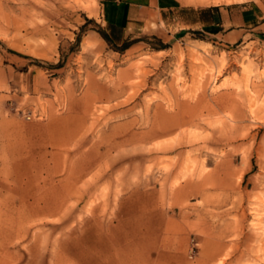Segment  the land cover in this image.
Returning a JSON list of instances; mask_svg holds the SVG:
<instances>
[{
  "label": "rangeland",
  "instance_id": "obj_1",
  "mask_svg": "<svg viewBox=\"0 0 264 264\" xmlns=\"http://www.w3.org/2000/svg\"><path fill=\"white\" fill-rule=\"evenodd\" d=\"M103 5L0 0V264H264V18Z\"/></svg>",
  "mask_w": 264,
  "mask_h": 264
},
{
  "label": "crops",
  "instance_id": "obj_2",
  "mask_svg": "<svg viewBox=\"0 0 264 264\" xmlns=\"http://www.w3.org/2000/svg\"><path fill=\"white\" fill-rule=\"evenodd\" d=\"M155 0H102L103 15L106 22L113 26V31L126 30L135 25V22L144 21L149 13L160 15L161 11H156L150 7H139L138 3H153ZM175 1L174 4L173 2ZM226 2V0H224ZM160 6L170 7V11L176 10V15H172V20L176 21L182 30L198 31L205 35L216 36L225 32V27L238 25L247 27L257 24L258 17L252 14L237 15L229 4H220L221 0H158ZM231 2V1H230ZM165 13V12H164ZM242 32L243 30H239ZM53 212L49 210V216Z\"/></svg>",
  "mask_w": 264,
  "mask_h": 264
},
{
  "label": "trees",
  "instance_id": "obj_3",
  "mask_svg": "<svg viewBox=\"0 0 264 264\" xmlns=\"http://www.w3.org/2000/svg\"><path fill=\"white\" fill-rule=\"evenodd\" d=\"M108 27L112 30L114 27L113 26H111V25H108Z\"/></svg>",
  "mask_w": 264,
  "mask_h": 264
},
{
  "label": "bare ground",
  "instance_id": "obj_4",
  "mask_svg": "<svg viewBox=\"0 0 264 264\" xmlns=\"http://www.w3.org/2000/svg\"><path fill=\"white\" fill-rule=\"evenodd\" d=\"M175 121V120H174ZM159 130V129H158Z\"/></svg>",
  "mask_w": 264,
  "mask_h": 264
}]
</instances>
